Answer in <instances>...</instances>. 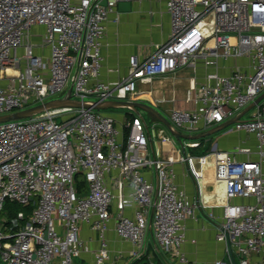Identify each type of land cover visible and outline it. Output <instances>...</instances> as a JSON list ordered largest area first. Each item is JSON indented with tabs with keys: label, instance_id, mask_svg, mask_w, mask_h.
<instances>
[{
	"label": "built area",
	"instance_id": "1",
	"mask_svg": "<svg viewBox=\"0 0 264 264\" xmlns=\"http://www.w3.org/2000/svg\"><path fill=\"white\" fill-rule=\"evenodd\" d=\"M120 1L132 0H0V116L57 99L133 101L139 84L190 68L189 106L169 111L171 128L196 135L239 117L224 129L254 144L192 155L200 141L176 139L161 121L151 130L134 113L118 124L83 106L1 122L0 210L7 200L32 209L0 223V264H131L149 242L194 264L185 223L198 211L223 246L225 259L209 264H264L252 260L264 250V98L244 112L264 92V0H166L167 39L104 82L102 40ZM206 172L222 196L202 197Z\"/></svg>",
	"mask_w": 264,
	"mask_h": 264
},
{
	"label": "crops",
	"instance_id": "2",
	"mask_svg": "<svg viewBox=\"0 0 264 264\" xmlns=\"http://www.w3.org/2000/svg\"><path fill=\"white\" fill-rule=\"evenodd\" d=\"M165 3L166 0H132L129 11H119L117 8L116 22L112 21L114 14L108 16L101 49L103 60L99 78L102 81L109 82L122 78L127 72L129 55L134 54L138 59L145 58L155 44L167 39L169 14L166 12ZM39 29L34 28L33 31L37 32ZM193 77V71L186 68L156 78L150 83L139 84L142 94L133 101H143L151 105L153 103L169 114L172 108H176L169 103L184 101L186 90ZM120 107L127 111L111 117L115 123L123 124L134 112L127 106ZM242 143L253 145L254 140L246 134L226 132L225 129L217 142L220 150H232ZM181 173L178 171L177 182L187 189V193L194 194L193 181L189 177H183ZM203 189L204 197L211 194L220 196L212 181ZM185 225L187 241L184 244V251L192 263L209 264L215 259H225L222 244L215 240V228L201 211H198L196 218L188 219ZM109 237L115 239L113 233H110ZM261 256L264 257V250L261 254L253 256L252 260H258Z\"/></svg>",
	"mask_w": 264,
	"mask_h": 264
},
{
	"label": "rangeland",
	"instance_id": "3",
	"mask_svg": "<svg viewBox=\"0 0 264 264\" xmlns=\"http://www.w3.org/2000/svg\"><path fill=\"white\" fill-rule=\"evenodd\" d=\"M39 39H40V35L34 33L32 36L33 42H38ZM169 104H173V106H175L176 108H185V107L189 106V103L185 102V101H178V102L174 101V102L169 103ZM152 105L164 117L168 118V113L166 111H164L161 108H158L153 103H152ZM126 111L127 110L123 107H114V108H108V109L102 110V112L104 114H107L110 116H118L119 114H122V112H126ZM138 112H139V115L144 119L146 125L151 130L153 128L155 129L156 127L161 126L160 122H159L160 120L157 117H155L154 115H152L151 113H149L148 111H146L144 109H138ZM153 132H154V130H153ZM223 132H224V129H221V130H219V131H217L211 135H204V136L200 137L199 139H197L198 141L201 142L200 146H198L197 148H194V149H189V152L192 155H203V154H206L208 152L209 153L212 152L214 149H218L219 148V146L217 144L218 138H219L220 134H222ZM195 134H199V132H197ZM176 148H177V146H176ZM76 179L78 182L81 183L82 175L77 174ZM19 212H23L24 214H26L25 207L22 204H19L18 202H15V201H9V200L5 201L3 204V209L0 210V223L3 220H8L9 218L16 216ZM0 231H4V229L0 228ZM237 260H238V258L236 257V261ZM129 261H130V259H128V262ZM149 261H152L155 264H174L172 261H170V258L168 255H164V258H162L160 256V254L155 250V248L151 242H149V244H148V249L145 251V254L142 257V261H139V262H142V264H146ZM73 263L84 264L85 262L80 257H73Z\"/></svg>",
	"mask_w": 264,
	"mask_h": 264
},
{
	"label": "water",
	"instance_id": "4",
	"mask_svg": "<svg viewBox=\"0 0 264 264\" xmlns=\"http://www.w3.org/2000/svg\"><path fill=\"white\" fill-rule=\"evenodd\" d=\"M102 4H105V0H102ZM117 8L119 11H129L131 8V1H120L117 4ZM263 98H264V92L262 94H260L254 100V102H252L244 110V112L251 109L254 106V104L258 103ZM82 106L85 108H94L97 110H104V109H108V108L127 106V107L131 108L132 111L136 114L139 113L138 109H144V110L148 111L149 113H151L152 115H154L155 117H157L166 126V128L169 129V131L172 133V135L178 140H181V139H199L200 137H202L204 135H211V134L231 125L232 123L237 121V119L239 118V117H237L234 119L227 120V121L219 124L218 126L211 128V129H209L206 132L201 133V134L186 135V134H182L178 131L173 130L171 128L170 122L168 121V119L166 117H164L152 105H150L146 102H143V101L111 100L107 104H104V105H97L96 104L94 106H90L86 103L72 102L68 99H57V100L45 102L44 104H39V105L30 107V108H26V109L14 112L12 114L1 115L0 116V123L5 122V121H9V120H13V119H24V118H27V117L31 116L32 114L38 113L41 110L46 109V108L82 107Z\"/></svg>",
	"mask_w": 264,
	"mask_h": 264
},
{
	"label": "bare ground",
	"instance_id": "5",
	"mask_svg": "<svg viewBox=\"0 0 264 264\" xmlns=\"http://www.w3.org/2000/svg\"><path fill=\"white\" fill-rule=\"evenodd\" d=\"M207 159H210V156H208V158ZM209 174H208V172H206V175L202 178V180H201V188H202V197H204L205 196V190L203 189L204 187H206L207 186V184L208 183H210V181L211 180H209ZM215 190L218 192V194L220 195V196H222L221 194L223 193L222 192V188L220 187H217L216 186V184H215Z\"/></svg>",
	"mask_w": 264,
	"mask_h": 264
},
{
	"label": "trees",
	"instance_id": "6",
	"mask_svg": "<svg viewBox=\"0 0 264 264\" xmlns=\"http://www.w3.org/2000/svg\"><path fill=\"white\" fill-rule=\"evenodd\" d=\"M200 144H201V142H200ZM24 207H25V210H26V214H29L31 209H32V205H28V206H24ZM131 264H139V262L138 261H133V262H131Z\"/></svg>",
	"mask_w": 264,
	"mask_h": 264
},
{
	"label": "flooded vegetation",
	"instance_id": "7",
	"mask_svg": "<svg viewBox=\"0 0 264 264\" xmlns=\"http://www.w3.org/2000/svg\"><path fill=\"white\" fill-rule=\"evenodd\" d=\"M147 103V102H146ZM149 104V103H148ZM151 105V104H150Z\"/></svg>",
	"mask_w": 264,
	"mask_h": 264
}]
</instances>
